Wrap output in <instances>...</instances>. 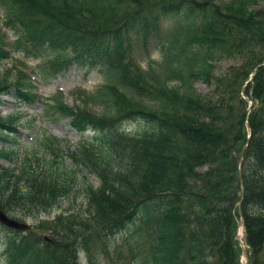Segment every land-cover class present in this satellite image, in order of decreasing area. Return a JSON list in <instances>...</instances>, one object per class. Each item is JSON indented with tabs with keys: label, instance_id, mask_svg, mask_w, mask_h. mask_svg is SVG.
Instances as JSON below:
<instances>
[{
	"label": "trees",
	"instance_id": "16d2710c",
	"mask_svg": "<svg viewBox=\"0 0 264 264\" xmlns=\"http://www.w3.org/2000/svg\"><path fill=\"white\" fill-rule=\"evenodd\" d=\"M0 7L3 28L16 36L13 50L27 57L67 52L71 58L47 62L48 69L61 71L76 63L96 68L102 76L105 108L115 116L80 125L86 118L70 112L71 123L80 134L90 123L94 141L99 133L109 132L110 145L128 152L131 171L123 181L133 195L123 199L127 192L120 177L113 182L109 175L93 170L89 176L98 179V186L88 177L83 194L99 214L107 213L101 223L89 218L76 231H61L69 218L60 215L53 222L55 228L48 229L49 239L36 233L40 225L27 232L1 227L5 234L2 264H78L79 251L94 239L106 241L126 232L134 223L135 209L148 203L157 206L158 216V208L164 207L160 219L174 227L157 238L165 243L160 252V244L144 241L150 233L138 234L140 253L146 258L157 256L154 264H239L240 252L233 240L239 186L232 164L233 154L237 159L245 140L246 121L251 138L243 163L242 213L250 249L248 264H264V211H259L264 209V65L248 81L264 60V0H0ZM168 20L176 21L175 32L184 42L165 56L163 72L144 70L135 50L147 49ZM186 54L195 68L184 60ZM224 55L235 64L216 76L211 72L213 61ZM8 58L9 52L0 48V63ZM193 80L204 81L211 91L195 92L190 85ZM166 82L178 87H166ZM4 85L0 83L1 93L10 94L13 89L18 98L33 99L23 93L19 81ZM242 95L252 102L248 115ZM134 119H152L157 127L141 139L119 135L117 125ZM11 124L12 120L0 119V134ZM166 131L170 133L163 136ZM98 140L104 142L106 137ZM200 165L210 166L195 172ZM221 168L226 171L220 174ZM146 172L152 173V183L138 185ZM11 189L7 187L10 197ZM52 195L47 183L39 180L35 198L29 202L38 211L47 210L65 192L46 201ZM0 208L10 210L2 198ZM143 225L156 228L147 214L137 226Z\"/></svg>",
	"mask_w": 264,
	"mask_h": 264
},
{
	"label": "rangeland",
	"instance_id": "374dc122",
	"mask_svg": "<svg viewBox=\"0 0 264 264\" xmlns=\"http://www.w3.org/2000/svg\"><path fill=\"white\" fill-rule=\"evenodd\" d=\"M2 15L3 12L0 9V20ZM175 27L176 21L168 20L162 24L159 37L153 39L147 49L134 45V47L138 46L135 57L144 70L163 72L165 56L171 55L184 42L181 34L175 32ZM3 31L0 29V48L9 44L7 49L11 53L10 59L0 64V83L19 81L33 95V103H24L10 95L0 94V117H14L11 130L4 135L0 134V198L7 202L10 208L9 216L29 224L32 228L40 225L36 233L41 238L48 239L51 237L48 229L55 228L53 219L63 213H67L69 219L61 226V231L69 229L76 231V226L81 222H89V218H94L95 222L100 224L107 213L97 212L98 208L83 194V188L87 184L88 177L95 187L98 185V179L95 176H89L96 169L109 175L113 182L120 177L122 190L127 192V186L123 180L125 174L131 171L127 164L129 154L124 149L110 145L109 132L99 133L95 138L96 141L93 139L96 134L86 132L80 135L77 128L72 125V114L69 113L86 118L80 122V125L86 120L94 121L111 115L115 116L114 113L108 115L106 112L107 102L102 89L104 82L102 77L96 69L88 65L78 67L72 64L58 73L57 77L46 79L39 70L44 62L47 60L61 62L71 58L72 55L67 52H54L41 60L26 59L22 54L10 49V44L15 38L11 32ZM186 56L184 60L188 61L190 67L195 68L191 55L186 54ZM17 62H22L25 67L22 68ZM233 64L235 61L224 55L213 61L211 72L216 76L222 75ZM15 65L17 69L13 72L12 67ZM190 85L198 93L206 94L210 90L209 86L201 80H193ZM165 86L178 87L176 84L171 85L167 82ZM156 123L152 119L147 121L134 119L127 124L117 125V127L126 126L121 130L117 129V132L129 138L141 139L146 135L150 136L157 127ZM87 124L82 132L92 129L93 126L90 123ZM168 133L170 132H164L163 136ZM101 136L106 137L104 142L98 140ZM149 147V143H146L145 148L150 149ZM159 151L157 148L156 153ZM57 154L59 156L55 159ZM233 156L235 158L233 159L235 163L232 164L235 169L233 176L239 177L241 171L236 167L239 160L236 159L235 153ZM207 166L210 165L197 166L195 172H204ZM223 170L226 171L225 168H221L220 174ZM152 179V173L146 172L141 176L138 185L148 182L147 186H149ZM39 180H44L53 194L51 197L47 196L46 201H54L56 194L65 192V195L59 197L53 207L47 210L38 211L33 203L29 202L35 198L34 188ZM189 181L191 185L194 184L191 180ZM221 186L224 187V183ZM7 187H12L10 193L12 197L9 196ZM17 187L23 191V195ZM161 193L157 192V194ZM122 196L127 200L133 195L127 192V195ZM155 207L157 206L154 203H148L135 209L137 215L134 223L130 224L128 230L121 235L106 241L94 239L92 245L89 243L79 251L78 264H154L157 262V256L146 258L140 253L138 234L150 233V236L144 237V241L153 240L154 245L160 244V252L161 247L165 250L163 246L165 243L158 242L157 238H160L159 235L162 233L171 232L174 227L160 219L164 207L158 208L159 216L155 212ZM33 209L36 213H33ZM259 211L263 212L264 209L261 208ZM146 214L149 216L150 224L156 223V228L146 229L144 225L137 226L141 217H145ZM56 231L59 232V228ZM156 231H159V234ZM4 242L5 234L0 229V263L3 261ZM165 242L170 250V239L167 238ZM234 243L238 248L235 240ZM240 262L244 261L241 259Z\"/></svg>",
	"mask_w": 264,
	"mask_h": 264
},
{
	"label": "water",
	"instance_id": "95a60500",
	"mask_svg": "<svg viewBox=\"0 0 264 264\" xmlns=\"http://www.w3.org/2000/svg\"><path fill=\"white\" fill-rule=\"evenodd\" d=\"M245 147H243L242 151L244 150ZM0 223H2L3 225H5L8 228H12V229H21L24 230L27 228V226L25 224L19 223L15 220H12L10 218H8L4 213H2L0 211ZM240 226V223H239ZM241 251H242V255L245 257L246 261H247V252L245 250V245L242 242L241 244Z\"/></svg>",
	"mask_w": 264,
	"mask_h": 264
}]
</instances>
